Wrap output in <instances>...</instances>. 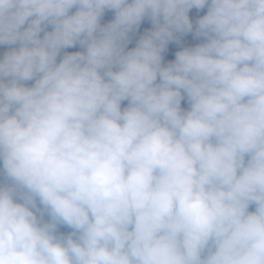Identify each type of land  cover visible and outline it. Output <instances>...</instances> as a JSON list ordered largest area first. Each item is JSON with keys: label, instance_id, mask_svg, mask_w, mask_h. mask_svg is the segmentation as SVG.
<instances>
[{"label": "clouds", "instance_id": "1", "mask_svg": "<svg viewBox=\"0 0 264 264\" xmlns=\"http://www.w3.org/2000/svg\"><path fill=\"white\" fill-rule=\"evenodd\" d=\"M5 45L0 264H264V0H0Z\"/></svg>", "mask_w": 264, "mask_h": 264}, {"label": "rangeland", "instance_id": "2", "mask_svg": "<svg viewBox=\"0 0 264 264\" xmlns=\"http://www.w3.org/2000/svg\"><path fill=\"white\" fill-rule=\"evenodd\" d=\"M206 11V9L204 10ZM203 12L201 13H190V17L193 19V22L195 23V19L197 18L198 15H202ZM113 18V14L112 13H108L105 15V17L102 19V23H106L108 22V20L112 19ZM148 27V24H143L141 25V28L138 30V32L136 34H134V38H133V42L132 44L129 45V47H133L135 46V40H137L139 38L140 35L143 34V31L145 28ZM50 30V29H49ZM183 40V46H192L194 45L195 43H199L201 41L199 40H195L193 39L192 35L189 34L188 36L186 37H183L182 38ZM8 47L7 45L5 46H0V56L3 55V53L8 50ZM77 50H81L79 48H69V49H66L64 51H68V52H71V51H77ZM176 50H179V46H175V47H172V52L176 51ZM61 55H63V52L61 53ZM168 58H174L171 54H169V57ZM182 106L186 107L187 105L186 104H183L182 102Z\"/></svg>", "mask_w": 264, "mask_h": 264}, {"label": "crops", "instance_id": "3", "mask_svg": "<svg viewBox=\"0 0 264 264\" xmlns=\"http://www.w3.org/2000/svg\"><path fill=\"white\" fill-rule=\"evenodd\" d=\"M143 25V24H142ZM148 27H150V25L148 24Z\"/></svg>", "mask_w": 264, "mask_h": 264}, {"label": "trees", "instance_id": "4", "mask_svg": "<svg viewBox=\"0 0 264 264\" xmlns=\"http://www.w3.org/2000/svg\"><path fill=\"white\" fill-rule=\"evenodd\" d=\"M76 48H79V46H77Z\"/></svg>", "mask_w": 264, "mask_h": 264}]
</instances>
